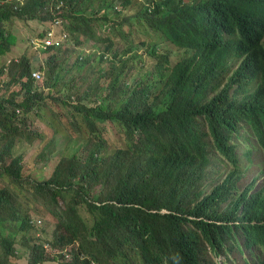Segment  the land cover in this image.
Listing matches in <instances>:
<instances>
[{
  "label": "trees",
  "instance_id": "1",
  "mask_svg": "<svg viewBox=\"0 0 264 264\" xmlns=\"http://www.w3.org/2000/svg\"><path fill=\"white\" fill-rule=\"evenodd\" d=\"M263 3L0 0V76L8 78L0 79V264L215 262V233L230 226L206 221L208 196L194 183L219 158L216 147L231 151L226 139L239 119L252 115L264 126V39L255 17ZM16 19L41 29L34 42L29 36L33 50L7 57ZM146 22L167 44L145 41ZM57 25L66 37L40 48L36 40ZM134 30L141 33L131 38ZM114 35L128 39L117 46ZM86 40L95 49L84 54ZM104 58L116 79L103 86L108 93L98 86L90 97L91 83L64 86L71 68L88 71ZM142 63L151 68L125 71ZM101 122L116 125L120 146H107ZM61 134L67 144L83 141L52 155ZM20 138L31 151L14 153ZM41 171L47 175L37 178ZM244 212L245 242L264 246L263 187ZM19 232L26 255L14 245Z\"/></svg>",
  "mask_w": 264,
  "mask_h": 264
},
{
  "label": "clouds",
  "instance_id": "2",
  "mask_svg": "<svg viewBox=\"0 0 264 264\" xmlns=\"http://www.w3.org/2000/svg\"><path fill=\"white\" fill-rule=\"evenodd\" d=\"M255 11L257 12L255 17L260 22L264 39V3ZM51 23H53V21ZM56 27L50 29L53 31L54 38L57 29L61 30L59 35L65 38L67 32L58 25ZM47 33L45 38L47 37ZM63 33L65 36H63ZM248 83L251 86H255L257 81L254 78H248ZM219 129L220 126L216 133ZM263 135L264 126L253 122L252 115H250L247 120L242 118L239 119L236 128L228 133L226 139L227 143L231 146V151L224 153L216 147L217 149L215 148V150L219 158L204 166L201 175L194 183L202 194L207 193L208 196L209 201L206 206V221L210 224H214L216 227L220 225L230 226V230L220 228V230L215 233L216 241L219 243L220 249L222 250L214 258L216 260L215 262L208 261L205 264L220 262L219 255L223 256L224 264H228L227 260H231V264H237L235 259L230 256V250L234 244L238 248L241 247V245L246 247H258L264 252V246L262 244L252 241L249 243L245 242L246 235L241 226V224L246 222L244 218L245 204L250 198L254 197L262 187L264 188V147L259 142V139ZM253 155H256L262 161V169L259 168L262 173L261 179L253 177L240 187L238 182L242 177L244 169L241 159L245 158L251 160ZM219 173H221L220 180L216 181ZM190 199L196 200L197 198L193 194ZM163 210L166 209L163 208ZM263 257L264 254L262 257H258L255 264H259V261ZM245 262L246 264H251L249 261Z\"/></svg>",
  "mask_w": 264,
  "mask_h": 264
},
{
  "label": "rangeland",
  "instance_id": "3",
  "mask_svg": "<svg viewBox=\"0 0 264 264\" xmlns=\"http://www.w3.org/2000/svg\"><path fill=\"white\" fill-rule=\"evenodd\" d=\"M17 22V30L16 33L18 34V41H16L12 46H11V50L8 53V56H13V57H17L24 49L27 50H33V48L31 47L30 44H28L29 42V36L30 38H33V42L35 41L34 39V34L36 32L37 29H41V25L39 22H30L29 24H24L23 26L22 21H19L18 19H16ZM148 27V32L147 35H144L146 37L145 41L147 42H159L162 44H167V40H165V38L163 36H160L159 33L157 32V30L151 26L148 25V23L146 22ZM32 27H34V30L32 29ZM29 28V30H28ZM36 29V30H35ZM141 33L140 31H136L134 30L131 33V38L138 34ZM63 36H65V34L63 33ZM124 37V38H123ZM122 35H114V41L115 43H117V46H122L120 43L124 44L125 43V38L128 39L127 36H123ZM55 39L61 41L63 40V37L59 35V33H57V30L55 31ZM28 40V41H26ZM71 40V39H70ZM37 45L41 47H43L44 42H41L40 39H37ZM31 42V41H30ZM29 42V43H30ZM53 42V41H52ZM51 42V43H52ZM48 43V44H51ZM28 44V45H27ZM94 44L91 43V40H86L82 45H80L79 49L83 50L84 54L85 53H90L91 51H93L95 49V46H93ZM34 46L36 47V45L34 44ZM169 48H172V45H170ZM167 49V48H164ZM160 51H163V49H160ZM37 54L39 57H42L41 53H35ZM177 55H173L171 57V60L174 62L177 59ZM72 58H70L69 62L72 61ZM3 57L0 56V66L3 62ZM9 60V58L7 59V61ZM6 62V61H5ZM68 62V63H69ZM67 63V64H68ZM117 64L120 67V62H117ZM109 66V60L107 58H104L102 61H98L97 59L95 60V64L94 66L89 69L88 71H84L82 70H76L74 67L71 68L69 70L70 72V83H65L64 86L67 87H71L73 88V84H75L78 89H84V87H86V84L91 83L92 86L87 87L88 91H89V96L93 97L94 95L92 94V92L98 87V86H102V89L100 90L101 93H108V88L105 90L103 88L104 85H107L108 83L113 84L114 86H116V79L113 80L114 75L110 72H104L105 69ZM151 68L149 63H142V64H138L136 65L134 68L132 69H126L125 71L129 74H136L137 73V69L139 70H145ZM75 71H77V73H75ZM101 74V76H100ZM65 79H66V75H64ZM0 79L3 82H6L8 80L6 74H3V76H0ZM18 87L17 85L14 86V88ZM74 90V89H72ZM90 99V98H89ZM87 101V100H86ZM115 124L116 121H114ZM102 127H103V131L102 133H100V135L103 134V137L106 140V144L110 149H113L115 147L120 146L123 143V139L122 136L120 134V132L116 129V125H114L112 122H101ZM65 133V131H64ZM68 138L67 134H61V135H57L54 146L53 147V153L52 155L57 154L59 151H64V154H70V152L73 151L74 148H76L78 146V143L83 141L82 137H74V139H70V141L68 142V144L65 142ZM28 142L24 139V138H20L19 140H17V144L14 147V153L15 154H19L22 151H31V148L28 147ZM106 149L108 148H104V152L106 151ZM35 151V149H32L33 153ZM111 151V150H110ZM29 153V152H28ZM241 162L244 166L243 169V173H242V177L240 178L238 184L240 187H242L245 183H247L251 178L256 177V179H261L262 173L260 172V169H262V161L259 157H257L256 155H253L251 160H247L245 158L241 159ZM36 175V174H35ZM45 175H47V173H45L44 171H41L39 173H37V178L39 177H44ZM221 177V173H219L217 175L216 181H219ZM206 189V188H205ZM188 197V196H187ZM195 200L190 199L189 205H192L194 203ZM22 232H19L17 234V236L15 237V248L18 251H24V254L26 255L29 251V245L26 244H21L19 242V236ZM34 235H30L29 238L33 237ZM127 249V248H126ZM264 254V252L258 248V247H246L241 245V247H237L235 244L232 246L231 250H230V256L232 258L235 259V262L237 264H246L245 261H249V263L251 264H255L256 263V259L258 257H262ZM219 259L221 260L220 262L217 263H208V264H224L223 263V256L219 255ZM25 261L23 260V262H18L17 264H24ZM228 264H231V260H227Z\"/></svg>",
  "mask_w": 264,
  "mask_h": 264
},
{
  "label": "built area",
  "instance_id": "4",
  "mask_svg": "<svg viewBox=\"0 0 264 264\" xmlns=\"http://www.w3.org/2000/svg\"><path fill=\"white\" fill-rule=\"evenodd\" d=\"M52 41H53L54 43H58V40L55 39L54 36H53V31L50 30V31H48V33H47V37L44 39V42H45V43H51ZM53 42H52V43H53ZM33 74H36V75L39 76V72H38V71H37V72H33Z\"/></svg>",
  "mask_w": 264,
  "mask_h": 264
}]
</instances>
